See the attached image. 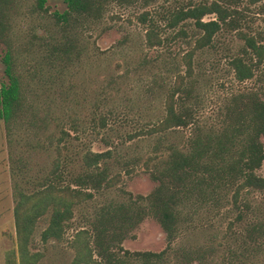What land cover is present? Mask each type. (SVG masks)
I'll return each mask as SVG.
<instances>
[{
    "label": "trees",
    "instance_id": "obj_1",
    "mask_svg": "<svg viewBox=\"0 0 264 264\" xmlns=\"http://www.w3.org/2000/svg\"><path fill=\"white\" fill-rule=\"evenodd\" d=\"M18 1L0 0L6 76L0 83V120L9 147L16 227V247L6 252L5 264H39L45 254L34 247V236L41 219L48 218L41 231L44 244L63 240L73 227L77 207L112 190L139 165L138 160L124 161V171L114 172L110 166L112 147L77 150L74 140L80 136L73 134L77 130L58 123L59 114L38 102L44 93L35 97L32 86L38 81L40 89L59 88V79L84 62L88 47L82 40L84 33L104 20L114 6L140 9L135 21L143 27L142 46L148 53L142 51L136 68L160 59L164 65L158 79L147 80L163 110L128 135L129 139H147L152 146L142 164L156 186L147 195L122 187L127 195L124 199L100 204L68 239L74 252L70 264H261L264 27L255 26L254 19L258 17L264 24V0H63L64 10L53 12L48 0H35L28 8L30 14L39 15L26 43L33 46V64L28 62L31 69L19 66V50L13 41L12 11ZM224 31L234 32L243 44L221 58L225 57L237 81L255 80L256 84L232 93L218 115L210 117L196 94V58L210 49L219 53L217 37ZM124 43L122 38L105 49L93 45L105 54ZM174 44L182 52L180 58L175 56ZM153 51L163 54L154 58ZM122 78H128V72ZM154 86L159 87L156 92ZM69 87L64 83L59 89L63 97ZM105 111L92 117L90 125L97 121L102 130L108 129L114 114ZM52 122L57 131L50 129ZM102 139L110 143L109 138ZM38 150L55 153L50 164L34 171L27 155ZM255 191L263 197L253 199ZM205 211L235 213L227 226L233 243L227 242L226 254L215 262L213 246L177 242L205 227L201 218ZM146 218L159 224L166 246L159 251L126 249L124 241ZM236 224L243 227L236 228Z\"/></svg>",
    "mask_w": 264,
    "mask_h": 264
},
{
    "label": "rangeland",
    "instance_id": "obj_2",
    "mask_svg": "<svg viewBox=\"0 0 264 264\" xmlns=\"http://www.w3.org/2000/svg\"><path fill=\"white\" fill-rule=\"evenodd\" d=\"M34 1L19 0L16 8L12 11V33L15 36L13 41L20 55V58L17 57L18 64L27 69H31L28 66L33 64L31 56L33 46L30 43L26 45V43L30 40L29 36L33 32L35 22L39 20V15H32L28 11ZM47 5L51 12L54 10L63 11L65 8L63 0H48ZM139 11V8L114 6L106 14L104 20L93 26L88 33L85 32L82 40L88 47L84 54V62L75 69L67 71V74H64L61 80L59 79V88L46 91L40 89L38 81L32 83L35 97L38 96V92L44 93L38 98L40 100L38 102L46 110L59 114L58 123L63 122L64 127L70 128L72 131L73 129L77 130L73 131V134L77 132L80 136L79 140H74V147L77 150L80 152L88 148L106 150L112 147L114 153L110 159V166L114 172L124 171V161L138 160L139 163L132 176L124 175L123 180L112 190L104 194H97L90 202L77 207L73 227L68 230L63 240H53L44 244L41 240V231L46 227L48 218L45 217L39 221L34 236V247L44 251L45 254L39 264H70L74 252L68 239L76 228L85 225V218L93 214L100 204L115 199H124L127 195L120 188L123 187L134 194L147 195L156 186V183L143 171L142 164L148 157L152 146L147 139L142 137L128 138L129 134L144 126L150 118L156 117L163 110L161 99L156 100L153 90L148 89L147 81L152 78L158 79V75H162L164 72L162 59L159 62L155 60L148 63L145 68H136V62L142 58V51H144L142 46L144 30L135 21V15ZM254 21L255 26L264 27L260 18L257 17ZM122 38L125 39V43L120 48L105 54H101L97 48L95 49L96 45L99 49H105ZM217 40L219 53H217V49H210L200 52L196 58V78L198 80L195 86L196 94L199 95L198 99L203 104L205 115L210 117L218 115L227 98H231L232 93L252 88L256 84L255 80L237 81L231 68L226 64L225 57L221 58L222 54L237 50L243 41L232 31L222 32L218 35ZM93 42H95V47ZM175 44L173 51H175V56L180 58L182 52ZM22 46H27L30 50L22 51ZM4 52L5 47L0 44V83L6 78L5 64L2 60ZM144 53H148L146 48ZM160 53L163 54L160 51H153L151 54L155 58ZM127 72L128 78L123 79L122 76ZM143 79L145 80L143 81ZM63 80H65V85L70 86L69 93L64 94V97L63 91L59 90L64 87ZM109 84L112 85L109 86ZM71 88L73 91H70ZM153 88L156 92L159 87L154 86ZM104 111H112L114 114L113 119L109 120L108 129L102 130L97 126V121L90 125L92 124L90 119L98 118ZM71 121L72 125H70ZM77 123L78 127H76ZM50 129L57 131L54 122ZM102 138H109L110 143H105ZM54 153L53 151L48 153L38 150L34 155L28 154L27 158L34 171H39L41 166L50 164ZM260 174L264 176V164L260 169ZM251 196L253 199H261L263 194L255 191ZM14 206L6 128L4 122L0 120V264H5L6 252L16 247ZM234 215L235 213L232 211H228L226 214L224 211H205L201 215L205 227H200L198 232L181 236L177 242L213 246L216 256L213 258V262L221 260L222 255L227 252V242L233 243V239L230 238L231 232L227 230V226L230 217L233 218ZM235 227L241 228L243 225L236 224ZM166 244L165 234L152 218H146L140 223L123 243L124 247L129 250L154 251L162 250ZM261 264H264V260L261 261Z\"/></svg>",
    "mask_w": 264,
    "mask_h": 264
}]
</instances>
